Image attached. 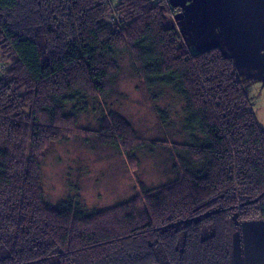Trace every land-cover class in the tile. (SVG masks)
I'll return each instance as SVG.
<instances>
[{
    "label": "trees",
    "instance_id": "16d2710c",
    "mask_svg": "<svg viewBox=\"0 0 264 264\" xmlns=\"http://www.w3.org/2000/svg\"><path fill=\"white\" fill-rule=\"evenodd\" d=\"M122 53L148 92L183 100L188 141L156 143L175 176L103 212L72 198L51 207L45 152L78 137L90 101V134L137 163L142 142L102 102ZM252 219L264 220V129L232 59L217 46L190 52L166 0H0V264H157V244L169 264H231L233 231Z\"/></svg>",
    "mask_w": 264,
    "mask_h": 264
},
{
    "label": "rangeland",
    "instance_id": "374dc122",
    "mask_svg": "<svg viewBox=\"0 0 264 264\" xmlns=\"http://www.w3.org/2000/svg\"><path fill=\"white\" fill-rule=\"evenodd\" d=\"M179 1L181 6L173 20L187 48L195 53L217 46L232 59L264 129V0H220L216 10L208 0ZM167 6L175 8L168 2ZM117 63L118 79L102 102L107 111L127 120L142 142L135 152L137 163L130 164L118 149L100 143L90 134L97 130L100 117L98 101H90V112L79 115L75 129L78 137L52 143L45 152L41 184L44 200L51 207L72 198L85 214L103 212L128 201L139 190L154 189L175 176L170 151L156 143L188 141L181 127L183 100L167 87L148 92L135 74L127 53L120 54ZM155 109L166 111L167 124L159 123ZM241 222L233 231L240 244L237 251L242 250ZM154 251L157 264H169L161 246L155 245ZM233 256L230 247L231 262ZM3 257L0 251V260ZM56 262L57 257L50 259V264Z\"/></svg>",
    "mask_w": 264,
    "mask_h": 264
},
{
    "label": "crops",
    "instance_id": "0c3cea01",
    "mask_svg": "<svg viewBox=\"0 0 264 264\" xmlns=\"http://www.w3.org/2000/svg\"><path fill=\"white\" fill-rule=\"evenodd\" d=\"M208 1L210 5L211 3L214 4L215 10L218 9L220 0H214V1L208 0ZM167 2L168 4L176 8L175 9L176 12H179V7L181 6L180 5L181 2L179 0L177 1L167 0ZM178 31H179V27H178ZM179 33L180 35L182 34L180 31ZM185 42L186 41H184V43ZM185 45L186 47L188 46L186 43ZM236 239L237 237L233 235L231 240V248L233 249L234 256H233V262H231V264H264V220L252 219L241 222L240 233H239V239H241V246H242L241 251L236 250V246L239 244ZM238 252H240V255Z\"/></svg>",
    "mask_w": 264,
    "mask_h": 264
},
{
    "label": "built area",
    "instance_id": "2783aa9c",
    "mask_svg": "<svg viewBox=\"0 0 264 264\" xmlns=\"http://www.w3.org/2000/svg\"><path fill=\"white\" fill-rule=\"evenodd\" d=\"M153 1L154 2H159V1H162V0H153ZM167 8H168V11H169V14H170L171 18L173 19V15L176 12L175 8H170L168 6H167Z\"/></svg>",
    "mask_w": 264,
    "mask_h": 264
}]
</instances>
